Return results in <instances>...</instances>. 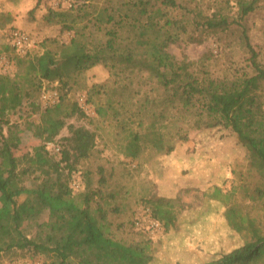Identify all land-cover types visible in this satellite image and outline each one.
<instances>
[{
    "label": "trees",
    "instance_id": "trees-1",
    "mask_svg": "<svg viewBox=\"0 0 264 264\" xmlns=\"http://www.w3.org/2000/svg\"><path fill=\"white\" fill-rule=\"evenodd\" d=\"M234 1L237 20L232 21L224 7L205 12L177 0H76L68 9H55L42 0L40 16L70 37L67 41L46 37L23 55L9 44L0 48L15 66L11 74L0 72V254L18 250L30 253V258H50V264L151 262L148 242L113 235L106 209L94 200L110 202L115 196L102 191L103 168H97L100 177L94 188L91 169L77 168L94 154L95 131L68 125L60 158L51 161L54 180L27 192L18 184V166L32 151L40 169L50 162L41 153H46L44 146L36 144L31 152L26 148L54 126L31 127L25 117L4 136L8 115H21L25 104L40 97L43 89H55L59 100L45 107L48 112L63 118L85 116L70 96L85 92L97 118L115 122L119 128L115 137L124 133L120 151L131 159L148 147L168 153L188 139L191 129L219 127L235 134L246 149L251 181L235 183L227 191L214 187L210 197L222 202L227 225L244 241L202 264H264V66L240 22L258 0ZM38 7L29 11L31 18ZM234 23L242 27L250 71L213 77L203 60H177L168 51L174 44H201ZM98 65L107 69L108 79L87 85L85 73ZM75 173L82 183L78 193L70 185ZM23 193L29 197L20 202ZM146 203L161 226H174L171 199L154 197Z\"/></svg>",
    "mask_w": 264,
    "mask_h": 264
},
{
    "label": "rangeland",
    "instance_id": "rangeland-1",
    "mask_svg": "<svg viewBox=\"0 0 264 264\" xmlns=\"http://www.w3.org/2000/svg\"><path fill=\"white\" fill-rule=\"evenodd\" d=\"M43 1L50 6L49 0ZM89 1L81 0L83 3ZM177 1L190 8L196 6L205 12L224 7L230 20H237V5L234 0ZM255 6V9L240 22L257 53L258 61L264 66V0H258ZM5 7L9 6H3L2 9ZM15 8H23L22 11H18L22 15L26 6H15ZM27 16L30 20L34 19L29 24L30 31L24 30L34 42L32 49L37 48L39 42L46 37H57L62 41L69 39L70 33L60 32L59 25L47 23L42 16L31 18L32 14L29 12ZM241 28L234 23L229 30L210 36L201 44H174L168 48V51L177 60L182 58L203 60L213 77H229L239 71H250L249 53L243 44ZM8 30L6 24L0 26V48L8 44L6 39ZM14 70L15 66L12 62L7 73L11 74ZM107 79L108 71L100 65L85 73L87 85L102 83ZM47 90L56 91L58 94L55 89ZM78 93L85 92L70 94L71 98L77 99ZM25 105L21 115L19 113L8 115V123L3 128L4 136H7L8 129L14 124L21 123L25 117H29L26 120L31 127L36 124H52L54 130L51 129V132L39 141L29 142L26 148L31 152L34 146H44L46 153L44 151L41 153L50 159V162L59 160L60 156L52 155L47 151L45 144L48 136L53 138L50 141L61 146L64 144V138L69 135L68 125L81 126L97 133L94 154L80 163L77 168L80 171L85 168L91 169L93 188L96 187L100 177L97 168L99 166L103 168L105 186L102 187V191L115 196L112 199L106 198L110 202H105L99 197H95L94 200L106 209L113 235L129 242L138 240L148 242L152 256L149 264H200L242 245L243 237L232 230L224 219V205L221 201L210 197L214 187L227 191L235 183L251 181L246 149L229 129L219 127L191 129L188 139L176 143L172 151L158 153L148 147L143 149L136 159H131L123 156L120 151L123 132L116 138L115 133L119 132V128L115 122L111 123L109 119L101 122L92 105L88 104V109L84 112L85 116L66 118L55 117L48 112L40 97L28 101ZM34 154L32 151L30 158L20 162L18 166V184L26 192L36 190L49 179L54 180L55 176L52 162L44 164L40 169ZM24 168L27 170L21 173ZM27 197H29L28 193H23L19 196V201H24ZM154 197H164L173 201L175 223L168 229L160 224L155 232L149 233L134 224V216L143 206L150 207L146 202ZM113 208H118L119 211L114 213L111 211ZM28 231L33 232V230ZM29 254L18 250L1 253L0 264L7 260H36L40 264H50V258L44 256L30 258Z\"/></svg>",
    "mask_w": 264,
    "mask_h": 264
},
{
    "label": "built area",
    "instance_id": "built-area-1",
    "mask_svg": "<svg viewBox=\"0 0 264 264\" xmlns=\"http://www.w3.org/2000/svg\"><path fill=\"white\" fill-rule=\"evenodd\" d=\"M50 6L55 9L58 8H72L76 4V0H49ZM6 39L10 47L14 50L15 53L19 55L25 54L28 50L32 49L34 46V42L32 38L24 31L11 28L6 33ZM12 61L8 59V57L4 54H0V72H8ZM40 99L43 102L44 107L51 106L58 102L59 96L56 91H48L43 89L40 95ZM85 94L78 93L77 103L78 106L86 112L88 109V104L86 102ZM47 151L56 156H60L61 154V146L60 144L55 143L54 141H47L46 144ZM73 178L71 180V188L75 191H79L82 188V183L80 178H78V174H73ZM134 224L139 226L149 233L155 232L160 223L153 217L151 208L146 205L143 206L141 210H137L134 216ZM3 264H40L39 261L36 260H7Z\"/></svg>",
    "mask_w": 264,
    "mask_h": 264
},
{
    "label": "crops",
    "instance_id": "crops-1",
    "mask_svg": "<svg viewBox=\"0 0 264 264\" xmlns=\"http://www.w3.org/2000/svg\"><path fill=\"white\" fill-rule=\"evenodd\" d=\"M3 6H9L8 8H3ZM15 6H26L23 10L24 13L20 15L18 11H22L23 8L17 9ZM35 6H39L36 8V16L40 17L42 10L40 9L42 4V0H0V26L6 24L9 27H17L23 29L25 31H30V23L33 20H30L27 16V13L33 9ZM36 20V19H35ZM11 29V28H9ZM204 263V262H203ZM202 264V263H200Z\"/></svg>",
    "mask_w": 264,
    "mask_h": 264
}]
</instances>
